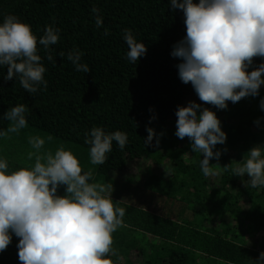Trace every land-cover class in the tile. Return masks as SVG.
Returning a JSON list of instances; mask_svg holds the SVG:
<instances>
[{
    "label": "trees",
    "instance_id": "obj_1",
    "mask_svg": "<svg viewBox=\"0 0 264 264\" xmlns=\"http://www.w3.org/2000/svg\"><path fill=\"white\" fill-rule=\"evenodd\" d=\"M94 7L103 18L100 28ZM7 15L28 24L38 40L51 25L58 29L59 41L50 46L54 63L38 43L47 87L41 85L35 94L18 78L4 81L7 67L0 66V116L24 104L27 125L55 141L88 149L85 138L93 127L127 134L125 147L113 141L108 159L90 180L111 182L114 204L126 210L123 225L112 234L113 253L106 258L113 264H255L264 252V187H246L247 175L234 176L223 166L243 161L251 148L264 146V109L242 107L239 101L220 117L222 109L205 104L227 135L214 148L222 153L220 158L210 161L218 164L220 175L205 177L203 155L192 151L189 138L175 135L178 107L198 97L191 83L179 78L182 60L171 55L186 36L183 11L173 10L170 0H0V23ZM126 29L147 47L135 63L127 59ZM76 49L89 73L77 71L67 60ZM261 63L264 58H254L251 71ZM261 94L264 99V90ZM9 123L0 120V132ZM148 127L156 132L151 145L145 144ZM0 160L8 162L9 172L28 167ZM130 165L137 169L123 177ZM57 194L65 195V186ZM11 235V243L0 252V264H21L19 238ZM133 251L141 259L133 261Z\"/></svg>",
    "mask_w": 264,
    "mask_h": 264
},
{
    "label": "clouds",
    "instance_id": "obj_2",
    "mask_svg": "<svg viewBox=\"0 0 264 264\" xmlns=\"http://www.w3.org/2000/svg\"><path fill=\"white\" fill-rule=\"evenodd\" d=\"M170 4L173 10L183 11L186 26V36L173 46L171 55L182 60L177 65L179 78L184 84L191 83L199 100L223 110L229 101L258 96L264 85V63L250 72L248 68L254 58H264V0H170ZM99 11L92 9L97 28L103 26ZM104 34L110 33L105 30ZM123 38L130 62L146 55V45L137 42L130 29L124 31ZM58 41V29L51 25L38 40L28 24L16 16H5L0 23V66L7 67L3 80L18 78L31 94L41 85L46 88V68L38 54V43L48 50L47 60L54 63L50 46ZM59 55L64 57L63 52ZM82 55L76 49L67 54V60L77 71L89 73V66L80 62ZM260 108L264 109V99ZM27 111L26 105L19 104L3 113L0 120L10 123L0 135L27 127ZM176 116L175 135L189 138L192 151L203 155V175H220L218 164L210 161L220 158L222 153L214 148L224 144L227 135L216 113L191 101L186 107L179 106ZM146 131L145 144L151 145L156 132L151 127ZM113 141L123 149L127 134L92 128L85 138V143L91 145L92 165L106 162ZM29 144L35 150L28 153L29 160L35 157L34 166L9 172L8 162L0 160V252L7 249L14 233L19 238L21 264H113L106 257L113 253L112 234L123 225L126 212L114 204L113 184L90 182L93 170L85 172L62 145L53 154L40 152L45 144L40 137H30ZM229 168L234 176L250 178L244 181L246 187H264V146L251 148L243 161L223 166L224 171ZM61 185L65 186V195L57 194ZM255 264H264V252Z\"/></svg>",
    "mask_w": 264,
    "mask_h": 264
},
{
    "label": "rangeland",
    "instance_id": "obj_3",
    "mask_svg": "<svg viewBox=\"0 0 264 264\" xmlns=\"http://www.w3.org/2000/svg\"><path fill=\"white\" fill-rule=\"evenodd\" d=\"M248 71H251V68H248ZM264 90V85L261 86L259 90V95L258 97H246L242 98L240 100V106H246L247 108L249 106L257 107L259 108L260 106V101L262 94L261 92ZM195 101L197 103H200L202 107H206V105L199 100V97H192L189 99L188 102ZM239 103V102H238ZM236 103H232L231 101L228 102V107L226 109L220 110L219 111V116H225V110L228 112V110H231L232 107L235 106ZM239 105V104H238ZM28 128V129H26ZM30 137H40L44 139L45 144L43 148L40 150L41 153H45L48 151H51L53 154L55 151L62 145L64 146L65 150H69L72 152V154L78 159L80 162V165L82 169L86 172L88 171L89 168L93 170V177H95V170L98 169V165H92L90 163V149L82 147V146H77L76 144H73L72 142L64 141L62 139L55 141V137H53L50 134L41 132V130L37 129L36 127H32L27 125V127L21 129L17 133H9L7 136L0 135V159H9L11 161H17L22 165L32 167L34 166L35 162V157H33L32 160L28 159V153L30 151H35L32 149V146L29 144V138ZM51 137V139H49ZM156 171H158L160 168L155 167ZM137 167L135 165H130L127 170L122 172V176L124 177L125 175L129 174L132 170L135 171ZM144 173H141L139 177H144ZM92 177V178H93ZM132 259L133 261L141 259V256L136 252H132Z\"/></svg>",
    "mask_w": 264,
    "mask_h": 264
}]
</instances>
